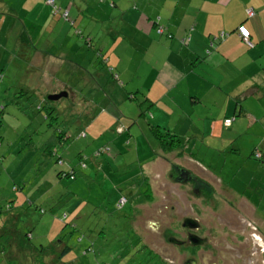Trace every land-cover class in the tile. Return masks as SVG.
<instances>
[{
  "label": "rangeland",
  "instance_id": "rangeland-1",
  "mask_svg": "<svg viewBox=\"0 0 264 264\" xmlns=\"http://www.w3.org/2000/svg\"><path fill=\"white\" fill-rule=\"evenodd\" d=\"M74 3L76 6L83 5L82 0H67L66 6L61 8L68 11ZM74 6L70 10V18L66 20L70 23L74 19L72 27H69L70 34L65 41L55 43L66 52V56H58L62 61L57 67L58 72L52 78L50 76V80L42 81L39 76L45 78L48 66L35 65L33 59L16 55L12 49L13 38L5 42L3 38L10 29V34L13 33L19 43V30L24 31L27 17L31 24L42 28L36 37L43 45L34 46L27 42L33 48L31 55L39 54L46 58L54 55L47 46L46 38L52 40L50 33L57 31L54 26L61 21L60 18H54L58 16L53 14L55 9H46L42 2L32 4L29 0H0V221H7L0 228V246L7 245L12 231L18 235L20 242L17 258H12L8 252L3 253L4 247H1L0 264H43L42 261L51 264L49 254L55 253L58 244L72 248L70 258L76 254L74 264H192L188 260L198 245L186 241L187 228L182 226L183 215L196 217L201 225L209 224L206 227L209 232H202V226L193 232L203 236L209 234L208 244L220 249L213 255L210 252L200 253L197 264L200 261L203 264H264V240L260 244L254 236V233L264 231V224L260 225L257 221L258 217L264 219V198L254 199L257 212L249 215L236 207L237 200H230L241 192L248 174V179H251L253 168L249 162L251 168L249 165L241 167L232 149H244L250 144V139L255 138L253 135L259 134L246 130L235 139L232 136L234 133L227 131L231 124H224V116L212 120L215 122L213 129L201 134L204 122L212 119L209 109H218L219 105L209 108V96L199 105L191 104L190 91L196 89L203 93L208 91V87L196 83L192 73L181 72L180 79L175 76L180 70H189L191 62H180L171 54L175 53L173 48L169 51L166 46L162 47L171 44L178 35L173 32V37L170 31L169 27L175 26L173 21L166 20L165 23L161 15H154L148 20L149 30L154 29L149 37L132 31L128 33V30L124 32L127 40H123L118 50L120 59L116 63L111 59L109 65L112 70L107 67L112 78L107 74H95L96 69H101L98 68L101 67L98 61H94L95 64H79L83 61L82 53L72 42L75 37L80 38L79 34H75L76 30H80L84 37L91 36V44L95 48L101 46L102 41L107 42L109 35L99 37L101 34L91 30L90 26L84 27L83 21L87 23L88 20H84L83 15L77 18ZM91 11L92 8H89L88 12ZM39 13L41 16L36 17ZM88 23L93 26L96 21ZM159 28L162 29L161 34ZM153 39L156 41L152 43ZM32 42L35 40L32 39ZM79 42L82 51H87L84 45L87 43L83 39ZM87 58L94 60L93 55ZM179 64L183 69H178ZM164 66L168 68L162 71ZM156 71L158 82L162 85L155 82ZM2 82L15 97H4ZM59 82L67 86L62 87ZM146 83H149L150 93L156 99L153 104L145 95L146 88L141 92L133 89ZM60 91L67 92V95L57 100L46 99L47 95ZM215 93L219 95L220 91L215 90ZM130 96L135 99H130ZM52 108L57 109L58 114L47 120L44 116H50ZM109 110L116 111V114H109ZM97 117L98 121L93 124L97 130L95 136L87 126L90 119ZM158 123L175 125L179 132L176 135L180 141L178 146L171 150L164 148L163 144L171 141L166 133L173 131L164 126L156 128ZM187 127H194L192 130L196 136H191L185 130ZM56 128L68 136L63 146L57 141ZM159 129L163 135L161 138L154 134ZM185 145L189 151L183 150ZM53 147L57 149L56 155L48 153ZM99 147H103L104 151L98 152ZM178 153L181 156L191 155L194 166L183 158L175 160L179 157L173 155ZM58 155L63 156L65 161H71L57 164ZM162 158H166L163 171L167 173L164 177L160 176L159 170ZM252 160L259 162L254 157ZM83 162L97 167H86ZM73 164L78 168L74 179L58 178L59 170H69ZM101 164H104L103 167L98 166ZM177 168L186 169L192 179L179 182ZM194 185L199 190L197 194ZM227 188L232 189L231 194L226 193ZM179 193L181 198L177 196ZM121 197L126 201L123 207L118 208L116 203ZM229 207H233L239 218L247 221L246 234H234L232 240L227 235L231 233L218 223L222 217L212 214L225 215ZM162 227H165L164 233ZM28 233H31L30 238ZM169 233L186 243L158 245L161 237L165 238L164 234ZM89 243L93 245V251L85 253ZM36 247H44L47 254L21 257L28 252L27 249L37 253ZM202 247L204 244L201 246L204 250ZM230 247L233 250L226 249ZM159 249H163L164 254L157 252ZM178 250L180 254L175 257L174 253ZM239 257L251 260L240 263Z\"/></svg>",
  "mask_w": 264,
  "mask_h": 264
},
{
  "label": "crops",
  "instance_id": "crops-1",
  "mask_svg": "<svg viewBox=\"0 0 264 264\" xmlns=\"http://www.w3.org/2000/svg\"><path fill=\"white\" fill-rule=\"evenodd\" d=\"M29 1L32 4L42 2L46 9L50 8L43 0ZM56 1L60 7L66 6L65 3L67 0ZM82 2L83 5L79 6H76L75 3L71 4V8L75 5L74 9L77 11V18L83 15L84 20H88V22L96 21V24L93 26L84 21L82 25L84 27L90 26L91 30L94 29L98 34H101L99 37H103L107 33L109 35L108 41H102L101 46H96L97 48L93 47L92 44H84L87 46V51H82L83 47H80L81 42L79 41L80 39L84 40V38L80 37L76 39L75 37L72 41L74 42V46L80 48L82 53L83 61L79 64L85 65L86 63H91L90 58H87L88 55H93L94 57V60H91L92 64H95L94 61H98V65H101V67H97L101 69L94 71L98 75L107 74L109 76V69L106 67L104 70L103 67L110 64L112 58L115 63L120 59L118 50L123 40H127L124 35L126 30H128V33L132 31L135 34H142L143 36L149 37L154 32V29L149 30L148 20L154 15H161L165 23L166 20L173 21L175 26L173 28L168 27L173 37L174 32L178 35V38L174 39L171 44L163 45L162 47L165 48L166 46L169 51L173 48L175 53L171 52V54L175 55L177 59L179 58L180 62H184V64L188 61L191 62L189 64V70L186 68L180 70L175 76L180 79L182 78L181 72L183 74L192 73L191 75L195 78L196 83L204 88L208 87V91L203 93L196 89L190 91L192 105H199L208 96L210 102L209 108L219 105L218 109H209L212 119L204 122L202 129L200 128L201 134L204 135L207 131H211L215 123L212 120H216L219 116H224V119L234 117L231 122V127L227 131L233 132L234 134L232 136H235V139L239 137L240 133L246 130L259 134H254L253 136L255 138L252 137L250 144L244 149L238 147L232 149L233 152H236L234 155L241 167L248 166L249 162L253 168L250 171L251 179H248V174L247 178H244L241 192L238 193L235 199L230 198V200H237L236 207L246 214H255L257 212V205L254 199H257V197L259 199L264 198V0H82ZM132 3L134 4L133 6H131ZM71 8L69 9L70 14ZM89 8H92L91 12H88ZM248 10H251L253 14L248 15ZM40 14H36L35 16L37 17L39 15L40 17ZM50 15L52 14L50 13ZM51 18L54 22H57L56 19ZM59 18L61 21L57 22L54 26V29L56 28L57 31L50 33L52 40L48 37L46 38L48 41H45L54 55H49L46 58H42L39 54L34 57L31 55L33 48L29 43H33L34 46H37V44L43 45L36 37V33H41L42 28L31 24L27 17L25 18L27 21L24 20V31L23 29L19 30L21 44L20 41L19 43L17 40L15 41L16 38L13 37V33L10 34V29L7 30L3 38L4 42L6 39L13 38L12 49L16 51V55L33 59L35 65L43 64L48 66L45 78L38 72L40 75L39 80L41 79L42 81L44 79L48 80L50 76L52 78L58 72L56 71L57 67L62 63L58 56L60 54L66 56V52L59 46H55V43L65 41L66 36L70 34L69 27H72V25L64 21L61 17ZM61 26L62 29H60ZM240 26H244L249 31V40L252 46H249L243 41L238 31ZM166 32L170 33L168 31ZM221 34H223V37L220 36ZM29 35L31 38H29ZM71 35L74 34L71 33ZM32 39L35 42H32ZM179 39H184L185 41L182 42ZM155 41L156 39H153L151 42L153 43ZM134 48L135 46L132 49ZM104 58L107 59L106 63L103 61ZM82 68L79 67V69ZM166 68L168 67L164 66L162 71ZM1 69L2 67L0 65ZM178 69H183L181 64H179ZM154 75H157L155 78L157 81L155 80V82L158 85H162L158 82V71L154 72ZM144 82H147V80L144 79ZM59 83L62 87L67 86V84ZM2 84L4 86L3 88H5L4 97L6 99L10 98V96L15 97V95L10 93L11 91L8 90L6 84L3 82ZM144 88H146V97L151 99H148L150 104L155 103L156 99L150 93L149 83L133 89L136 92H141ZM215 90L220 91V94L215 93ZM215 94H217L216 97ZM109 111V114H114V112L116 114V111ZM192 111H195V109H192ZM109 114L108 118L112 120ZM98 119L99 117L94 120L90 119L87 126L88 131L95 136L97 135V130L93 124ZM162 126L168 131H170V128L172 129L173 133L167 134L176 137L179 133L176 131L175 125L168 123L160 125L158 123V127ZM193 128L187 127L185 130L191 136H196V133L192 130ZM183 150L189 151V149H186V145ZM255 150H259L262 154L261 158L258 159L259 162L252 160L255 157L253 155ZM173 156L179 158L175 159ZM173 156L172 158L175 160L183 158L190 166H194L195 162L191 155L181 156L178 153ZM115 161L118 163L119 159H115ZM164 162L165 164L163 165ZM160 164V176L164 177L167 173L163 171L166 165V158H162ZM103 165L98 166L103 167ZM251 165H249L250 168L252 167ZM89 166L96 165L90 163ZM167 167L169 168V166ZM231 190V188H227L225 191L231 194ZM232 208L229 207L225 210L228 217L232 216L231 213H235ZM212 214L217 215L214 212ZM239 220L241 224L247 223L243 217H240ZM257 221L259 224H264V219L261 217H258ZM241 234H246V230L244 232L241 231ZM254 236L258 239V243L263 244L264 231L256 232ZM164 237H167V235L164 234ZM239 259H241L240 263L251 260V258L245 259L244 257H239Z\"/></svg>",
  "mask_w": 264,
  "mask_h": 264
},
{
  "label": "trees",
  "instance_id": "trees-1",
  "mask_svg": "<svg viewBox=\"0 0 264 264\" xmlns=\"http://www.w3.org/2000/svg\"><path fill=\"white\" fill-rule=\"evenodd\" d=\"M44 1V3H46L48 6H50V8L51 9H55L54 10V12H53V14H57L59 17H61L64 21H66V20H68L69 18H70V13H69V9H67L68 11H66L65 9L63 10V8H61L60 6H59V4H58V2L56 1V0H54V5H51V4H49L48 2H47V0H43ZM66 12V17L64 16V13ZM73 22H74V19L70 22V24L71 25H73ZM159 32V31H158ZM79 34L80 35V37H82V38H84V42L85 43H87V45H89V44H91V37H84L83 35H81V31L79 30H76V32H75V34ZM160 33V32H159ZM161 34V33H160ZM103 61H104V63H106L107 62V59L106 58H104L103 59ZM91 63H92V61H90ZM106 67H109V69L110 70H112L111 69V67H110V65L108 64ZM108 72H109V76L112 78L113 76H112V74L110 73V71L108 70ZM130 95H132V93L130 94ZM134 95V94H133ZM132 98V96H130V99ZM133 98H134V96H133ZM132 98V99H133ZM47 99V98H46ZM51 111H52V114L50 115V116H48V114L47 115H45L44 117L48 120L50 117H52V118H54V116L55 115H57L58 114V112H57V109H55V108H52L51 109ZM156 128H159L158 126H156ZM56 130H58V131H56L55 132V135H57L56 137H57V141L63 146V142H67L68 141V136H66L65 135V133L63 132V130H59L58 128H56ZM155 136L156 137H158V138H161L163 135L162 134H160V129H159V131L157 130L155 133ZM167 134V133H166ZM167 135H169L170 137H171V141L170 142H167L166 141V143H165V145L163 144V146H164V148H166L167 150H171V149H173L174 147H176V146H178V144H179V139H177L175 136H172V135H170V134H167ZM67 138V139H66ZM163 140V139H162ZM163 142H161V144H162ZM97 151L98 152H103L104 151V149H103V147H99L98 149H97ZM48 153L49 154H55L56 155V153H57V149H56V147H53V148H50L49 149V151H48ZM81 153H82V151L81 152H79V155H81ZM64 155V154H63ZM66 160V159H65ZM64 160V158H63V156H60V155H58L57 157H56V163L57 164H61V163H67V162H70L71 160L69 159H67V161H65ZM83 163H85V162H83ZM86 164V163H85ZM87 166H89V164H86V167ZM76 170H78V168H76L75 166H74V164L69 168V170L68 169H66V170H59V172H58V178H62V177H69L70 179H74L75 178V175H76ZM198 178V177H197ZM126 199V198H125ZM126 201V200H125ZM125 203V202H124ZM23 205V204H22ZM116 206L118 207V208H121V207H123L124 205L122 204H120L119 203V199L117 200V203H116ZM1 217H4V216H1ZM7 223V221H4L3 223L0 221V228H3L4 226H5V224ZM172 234V233H171ZM170 233H169V235H171ZM166 235H168V234H166ZM17 236L18 235H16L15 234V231H12V237H11V235L7 238V245H2V246H0V251H1V247H4V252L3 253H5V252H8V254H10L11 255V257L12 258H17V256L19 255V252H18V247H19V244H20V242H19V239L17 238ZM27 236H28V238H30L31 237V233H28L27 234ZM60 244H62V242H59ZM59 245V244H58ZM56 246L55 247V253H53V254H49L50 255V257H51V260L49 261L51 264H53L54 262H59V263H61V264H74V257H75V255H74V257L73 258H70V253H71V251H72V248L71 247H69L68 245H60V246ZM10 248V252L8 251V249L7 248ZM13 250V251H12ZM35 250L37 251V253H35V252H33L32 250H30V249H27V251L28 252H26V253H24L21 257L23 258V257H25V258H27V256H31V255H33L34 254V257H38L39 256V254L40 255H45V254H47V252L45 253V248L44 247H40V248H35ZM89 251H93V245H90V243L86 246V249L84 250V252L85 253H87V252H89ZM15 252H17V253H15ZM2 252L0 253V255H2L3 254ZM46 257V256H45ZM44 259V258H43ZM61 261V262H60ZM42 263L43 264H45V262H43L42 261ZM97 264H100V263H97Z\"/></svg>",
  "mask_w": 264,
  "mask_h": 264
},
{
  "label": "flooded vegetation",
  "instance_id": "flooded-vegetation-1",
  "mask_svg": "<svg viewBox=\"0 0 264 264\" xmlns=\"http://www.w3.org/2000/svg\"><path fill=\"white\" fill-rule=\"evenodd\" d=\"M182 169V168H181ZM180 168L178 169L177 168V172L179 171V170H181ZM183 170V169H182ZM184 170H186V169H184ZM187 171V170H186ZM188 172V171H187ZM178 174H179V172H178ZM171 177H173V179L175 178V176H173V175H171ZM177 177V176H176ZM194 177H196V176H194ZM189 179H192V177L191 178H189ZM184 181H186V180H184ZM180 182V181H179ZM182 182V181H181ZM180 184V183H179ZM197 188V186H195L194 185V191H195V193L197 194L198 192H199V190H197L196 189ZM177 196L179 197V198H181V193H179V194H177ZM197 209V208H196ZM217 215H220L222 218H221V221L220 222H218L220 225H221V227L225 230H227L228 232H230L231 234H227L229 237H232L231 238V240L232 239H234V234H238V235H241V231H243L244 232V230H246L245 229V226H246V224L244 223V224H241L240 223V220H239V217L234 213V214H232L231 213V215L232 216H230V217H226V214L224 215V214H220V213H217ZM184 217H186L185 215H183ZM214 216H216V215H214ZM183 217V218H184ZM192 218H194V217H192ZM197 222H198V224H197V228H194V229H189V228H187V227H184L183 225V227L184 228H187V234H186V241H188L187 240V238H188V236L189 235H191V234H195V235H199V237H203V238H206V241H205V243H204V247H202L204 250H202L201 249V246H203V244L202 245H198V247H196V248H194L193 249V253L191 254L192 256V258H190V260H188L189 262H193L192 264H197V263H199L198 261H199V259H200V253H206V252H210V254L211 255H213V254H215L216 252H218L220 249H218V248H216L214 245H210V244H208L209 243V241H210V239H208V236H209V234L207 235H202V234H197V233H195V232H193V231H195V230H200L201 228H200V226H202L203 227V230H202V232H205L206 230H207V232H209V228H206V227H209V224H206V225H201L200 224V222H199V219H197L196 217L194 218ZM182 221H183V219H182ZM183 223V222H182ZM163 229H162V231H163V233H164V231H165V227H162ZM183 234V233H182ZM173 237V234H171V235H167V237ZM167 237H165V239L162 241H158L157 242V244L158 245H160L162 242L163 243H165V244H169L168 243V239H167ZM161 239H163V237H161ZM178 240V239H177ZM178 241H180V240H178ZM186 241L183 239V240H181L180 241V243L179 244H182V243H186ZM156 244V245H157ZM174 244H177V243H174ZM170 245V244H169ZM231 245V244H230ZM229 245V246H230ZM164 249L166 248L165 246H163V245H161ZM171 246H173L172 244H171ZM195 246H197V245H195ZM153 247V246H152ZM194 247V246H193ZM224 247V245H222V247L221 248H223ZM174 248V247H173ZM172 248V249H173ZM153 249H156L155 247H153ZM227 250L228 249H230V250H233V248L232 247H230V248H226ZM157 252H159L160 254H164V250L163 249H159ZM166 252V251H165ZM180 252V250H178V252L177 253H174L175 254V257L176 256H178V254H180L179 253ZM182 254H184V251H182L181 252ZM254 254V253H253ZM164 256V255H163ZM235 256V258L237 257V255H234ZM165 257V256H164ZM165 259V258H164ZM221 259L222 260H224V256L222 255L221 256ZM227 260H228V257H227V259H226V262H227ZM236 260V259H235ZM183 263V262H182ZM185 264H187V263H185ZM200 264H203V262H201L200 261Z\"/></svg>",
  "mask_w": 264,
  "mask_h": 264
},
{
  "label": "water",
  "instance_id": "water-1",
  "mask_svg": "<svg viewBox=\"0 0 264 264\" xmlns=\"http://www.w3.org/2000/svg\"><path fill=\"white\" fill-rule=\"evenodd\" d=\"M66 95H67V92L60 91L58 93L49 94V95H47L46 98H47V100H57L60 97L66 96ZM178 172H179V175L177 177V180H179V181H184V180H186V178L187 179L191 178L190 174L184 169L183 170L181 169ZM197 224H198V222L192 217H185L183 219V223H182V225L184 227H187L189 229L197 228ZM187 240L191 245H202L205 243L206 238L199 237L195 234H191L188 236ZM168 242L177 243V244L180 243V241H178L175 237H168Z\"/></svg>",
  "mask_w": 264,
  "mask_h": 264
},
{
  "label": "built area",
  "instance_id": "built-area-1",
  "mask_svg": "<svg viewBox=\"0 0 264 264\" xmlns=\"http://www.w3.org/2000/svg\"><path fill=\"white\" fill-rule=\"evenodd\" d=\"M47 2H48L49 4H51V5H54V0H47ZM247 13H248V15H252V14H253L251 10H248ZM64 16H65V17L67 16V15H66V12L64 13ZM158 31L161 33V32H162V29L159 28ZM238 31H239V33H240V35H241L243 41H244L246 44H248L249 46H252V43H251L250 40H249V31H248L244 26H240V27L238 28ZM220 36L223 37V34H221ZM183 41H185V40L182 39V42H183ZM231 121H232L231 118H227V119H225L224 124H225V125H229V124L231 123ZM254 156H255L256 158H259V157H260V153H259V151H255V152H254ZM125 200H126V199H125L124 197H121V198L119 199V203L122 205V204H124Z\"/></svg>",
  "mask_w": 264,
  "mask_h": 264
},
{
  "label": "clouds",
  "instance_id": "clouds-1",
  "mask_svg": "<svg viewBox=\"0 0 264 264\" xmlns=\"http://www.w3.org/2000/svg\"><path fill=\"white\" fill-rule=\"evenodd\" d=\"M225 119H227V118H225ZM231 119H232V121H233L234 117H232ZM232 121H231V122H232ZM230 124H231V123H230ZM255 151H259V150H255ZM255 151H254V152H255ZM254 152H253V155H254ZM254 158H256V157H254ZM260 158H261V157L256 158V159H260Z\"/></svg>",
  "mask_w": 264,
  "mask_h": 264
}]
</instances>
